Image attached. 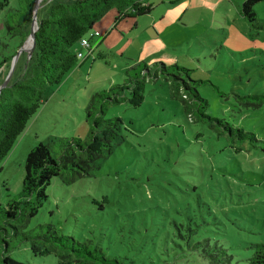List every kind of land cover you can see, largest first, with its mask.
<instances>
[{"label":"rangeland","instance_id":"obj_1","mask_svg":"<svg viewBox=\"0 0 264 264\" xmlns=\"http://www.w3.org/2000/svg\"><path fill=\"white\" fill-rule=\"evenodd\" d=\"M8 1L12 9L18 4V0ZM46 1L40 3L37 15ZM245 1L147 2L158 13L169 11L167 16L176 18L161 34L182 39L184 47L178 57L186 65L181 61L176 64L190 71V80L206 82L197 87L207 101L206 114L254 134L257 141L239 142L221 133L219 126L211 128L195 116L190 120L170 84L162 78L151 81L144 87L139 106L133 107L129 101L108 105L104 119L121 120L120 143L113 144L108 156L95 160L88 174H74L68 183L64 179L70 177V171L54 177L46 189L47 201L25 222L19 211L12 219L4 212L9 204L21 200L24 164L31 149L22 151L29 138L4 160L0 239L8 244L0 240V252L9 247V257L25 264H77L67 250L57 246L52 250L40 240L35 244L22 240V234L53 226L59 235L97 247L122 264H211L194 246L204 239L225 249L230 264H247L253 254L250 246L264 243V105L247 107L237 96L264 93V31L252 29L239 16ZM254 10L264 22V2ZM5 14L6 10H0V48L7 45L3 50L10 55L20 38L7 39ZM107 15L114 18L116 14L111 10L104 18ZM153 17L151 13L119 22L109 50L102 49L104 61L95 62L92 81L100 84L97 93L125 83L124 72L131 63L124 59L147 65L161 62H150L146 56L139 59L141 49L155 33ZM31 30L33 24L29 23V34ZM33 54L30 45L20 55L12 78L22 75ZM9 68L7 63L0 70V84ZM93 87L85 84L82 96L77 94V101L62 109L54 105L56 110L66 111L65 115L50 106L42 112L43 106L33 119L30 146L61 138L86 141L89 98L87 104L83 100ZM47 97L48 92L45 103ZM125 97L131 98L129 93ZM77 102L79 110L74 109ZM19 209L26 213L23 205ZM33 247L41 254L34 253Z\"/></svg>","mask_w":264,"mask_h":264},{"label":"trees","instance_id":"obj_2","mask_svg":"<svg viewBox=\"0 0 264 264\" xmlns=\"http://www.w3.org/2000/svg\"><path fill=\"white\" fill-rule=\"evenodd\" d=\"M35 1L18 0V4L16 3L13 9L10 8L8 0H2L0 3V10H6L4 27L7 39L20 38L19 45L12 54L4 53L3 49L7 48V45H4L3 49L0 48V70L7 63L11 64L13 57L27 39ZM147 1H46L37 15L33 57L22 75L19 78L13 77L9 85L0 93V171L4 160L9 157L30 122L42 109L47 90L58 87L79 64L80 60L76 56L75 48L78 42L88 37L91 31L97 32L93 31L95 24L111 10H114L116 14L115 24L149 14L152 7ZM261 2L264 0H246L240 9L243 20L257 31H264V22L257 18L254 10V6ZM30 45L31 42L27 47ZM94 49L93 46L91 55H94ZM105 56L106 54L98 52L93 58L104 61ZM124 75V84L114 85L108 91L95 93L90 99L85 111V119L90 127L86 141L79 138H61L47 144H38L28 152L24 164L21 200L7 206L4 212L7 218H16L18 211L24 222L27 221L26 217H35L47 201L46 189L54 177L61 176L65 170L70 171V177L64 179L65 183H68L73 179L74 174H88L95 160L108 156L113 144H118L122 140L119 135L121 120L104 119L108 105L129 101L131 106H139L142 103L145 85L160 78L170 84L174 96L180 97L190 120L195 116L198 122L205 123L211 128L219 126L221 133L239 142L257 141L254 134L245 132L241 128H234L223 120L209 117L206 114L207 101L197 91V87L206 82L190 80V71L177 64L166 65L154 62L147 65L144 62H137L126 69ZM126 93L130 94V99L125 97ZM237 99L247 107L260 108L264 105V93L254 96H237ZM53 152L57 153L56 157ZM21 205L26 209V213L19 209ZM40 228V232L32 231L22 234V240L33 244L36 240H40L50 244L52 250L56 246L67 250L76 257L77 264H122L117 259L107 258L97 247L59 235L53 226L45 228L40 226ZM0 240L8 244L5 239ZM194 246L196 249H201L211 264H230L231 258L226 250L211 244L208 239ZM250 247L253 254L248 258L247 264H264V243L253 244ZM8 248L0 252V264H25L10 258ZM33 251L41 254L35 247ZM45 253H48V250H45Z\"/></svg>","mask_w":264,"mask_h":264},{"label":"crops","instance_id":"obj_3","mask_svg":"<svg viewBox=\"0 0 264 264\" xmlns=\"http://www.w3.org/2000/svg\"><path fill=\"white\" fill-rule=\"evenodd\" d=\"M189 6L190 5H188V8H189ZM151 7H152L151 12L149 14H147L146 16L150 15L151 13L154 14V17H153L151 24H152V27H153L155 33H154L153 37L152 38L150 37V39L145 43L146 46H144V48L141 49L142 53L140 54L139 59H143L146 56L147 58L150 57L149 58L150 62L161 61L166 65H174L177 62L181 61L182 65H186V62L184 60H181L178 57V53H182L183 47H184L183 46L184 44L181 41L182 39H180V41H178V40L174 39L173 35H162L161 34V33L166 32L165 30H166L167 26L169 24L174 23L176 18L168 17L167 13L169 11L163 12L160 14V13H158L157 8H153L152 5H151ZM189 10H191V9H189ZM185 12H188V11L186 10ZM238 14L241 17L240 11ZM257 18H258V15H257ZM119 24L120 23L115 24L114 18L108 17V15L105 18L101 19V21H99L97 24H95L93 29L95 31H97L101 37L94 39V41H93V46L95 48L93 57H95L98 54V52H101L104 55L105 54L104 52L109 50V40L112 36H114V33H113L114 29H117ZM124 29H126V28H123L122 31H124L126 33V31ZM189 41L188 40L185 41L187 46H189V44H190ZM198 42H199V40L196 39L195 43H198ZM76 49H78V47ZM102 49L105 51H103ZM78 50L81 51V49H78ZM96 60H98V59L92 60V57H88L87 59L85 58L83 61H80L79 64H77L73 68V70H71V72L67 75V77L64 79V81L58 87H53V88L48 89L47 90V92H48L47 101H46V103L44 102V105H43L44 111H42V112H45L47 110V108L50 106L49 109L53 110L55 113H57L59 111V113H61L62 115H65L66 111L60 112L62 107L66 106L67 103L71 104L72 101H74V100L77 101V99H78L77 94L82 96L81 91L85 90V88H83V86H85V84H88V86H94V85L96 86V87H93L88 92V95L86 96L87 98H85L83 100V103H86L88 98H89L88 100L90 101L92 96L95 93H97L96 91L100 87V86H98L100 84L96 83L97 80L92 81L93 70L96 67V65H95ZM124 61H127V62L129 61V63H131L130 64L131 66L135 64V62H133L132 60H125L124 59ZM47 92H46V94H47ZM46 94H45V96H46ZM78 104L79 103L77 102L76 106H74V109H76V110L81 109V107H79ZM54 105L60 106L61 109L56 110L54 108ZM34 120L28 125L27 130L20 137V139L18 140V142L15 145L12 152H14V150H16V149L18 150V148H19L18 146L23 144V142H25L27 137L31 141L29 134H30V130L33 129L35 126ZM30 141H26V145H23V151H22L23 154H24V152L26 153L28 147L30 149H32L34 147V145L30 146V144L32 143ZM12 152H11V154H12Z\"/></svg>","mask_w":264,"mask_h":264},{"label":"water","instance_id":"obj_4","mask_svg":"<svg viewBox=\"0 0 264 264\" xmlns=\"http://www.w3.org/2000/svg\"><path fill=\"white\" fill-rule=\"evenodd\" d=\"M42 1L41 0H36L34 7H33V11H32V20H31V24H35V28L33 30H31L29 36L27 37V39L25 40L24 44L21 46V48H19V50L17 51L16 55L13 57L12 62L10 64V68H9V72L6 76V78L4 79V81L2 82V84L0 85V93L2 92L3 89H5L13 76V73L15 71L17 62L19 60L20 55L27 49L25 47V44L27 42L28 39H31V46L34 48V38H35V32L37 30V11L40 8V3Z\"/></svg>","mask_w":264,"mask_h":264},{"label":"built area","instance_id":"obj_5","mask_svg":"<svg viewBox=\"0 0 264 264\" xmlns=\"http://www.w3.org/2000/svg\"><path fill=\"white\" fill-rule=\"evenodd\" d=\"M99 37L100 34L98 32L91 31L88 37H84L78 42L81 51H76V56L80 61L84 60L87 56L92 57V60H94L93 55H91L93 50V40Z\"/></svg>","mask_w":264,"mask_h":264},{"label":"bare ground","instance_id":"obj_6","mask_svg":"<svg viewBox=\"0 0 264 264\" xmlns=\"http://www.w3.org/2000/svg\"><path fill=\"white\" fill-rule=\"evenodd\" d=\"M34 26H36V25L34 24ZM30 42H31V39H28L26 44H25V47H27Z\"/></svg>","mask_w":264,"mask_h":264}]
</instances>
